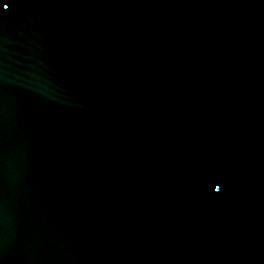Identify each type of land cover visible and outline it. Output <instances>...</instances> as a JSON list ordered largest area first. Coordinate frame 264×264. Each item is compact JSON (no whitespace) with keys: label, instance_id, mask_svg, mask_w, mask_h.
Wrapping results in <instances>:
<instances>
[{"label":"water","instance_id":"95a60500","mask_svg":"<svg viewBox=\"0 0 264 264\" xmlns=\"http://www.w3.org/2000/svg\"><path fill=\"white\" fill-rule=\"evenodd\" d=\"M4 2L2 264H264L229 179L204 159L153 151L125 125L72 0Z\"/></svg>","mask_w":264,"mask_h":264},{"label":"snow or ice","instance_id":"6c2138e0","mask_svg":"<svg viewBox=\"0 0 264 264\" xmlns=\"http://www.w3.org/2000/svg\"><path fill=\"white\" fill-rule=\"evenodd\" d=\"M0 5H2V8L7 9L9 7L8 3H5L4 0H0ZM217 191H220V185H216ZM0 264H2V261H0Z\"/></svg>","mask_w":264,"mask_h":264}]
</instances>
